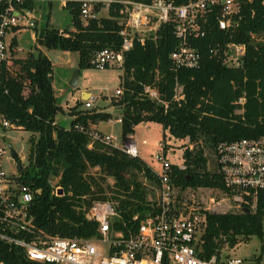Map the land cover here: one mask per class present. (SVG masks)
Returning <instances> with one entry per match:
<instances>
[{
    "label": "trees",
    "instance_id": "obj_1",
    "mask_svg": "<svg viewBox=\"0 0 264 264\" xmlns=\"http://www.w3.org/2000/svg\"><path fill=\"white\" fill-rule=\"evenodd\" d=\"M263 1L252 0L246 6L247 14L235 30L219 27L218 10L208 16L206 34L191 39L201 53L199 67H173L171 54L179 44L174 21L161 24L144 45L136 42L125 52L124 64L118 66L122 69L123 94L112 97L111 103L120 111L123 138L133 134L142 122L161 124L162 140L175 139L164 147L167 155L172 149L182 150L185 168L172 160V180L182 190L223 188V175L209 167L206 149L214 155L220 141L264 135V45L250 35L264 33ZM35 3L36 0H27L25 6L34 8ZM66 8L74 29L47 26L37 34L42 46L78 52L79 68L94 67L91 59L99 50L121 48L120 25L115 18L85 23L79 3L70 2ZM3 9L0 4V11ZM228 41L247 45L240 66L227 65L220 53L212 51L224 48ZM13 44H17L16 38ZM52 72L53 63L42 51L0 61V112L31 132L28 163L22 164L19 180L34 190L41 189L31 203L36 230L48 235L99 236V223L86 218L96 200L117 202L121 218L114 220L112 228L126 232L128 227L138 226L155 203L159 179L154 165L141 156H131L92 139L88 132L93 130L92 124L110 120L113 115L109 111L79 109L82 101H77L70 110L74 116L70 126L57 122L64 107L54 88ZM177 82L183 85L185 95L179 101L173 98ZM146 85L158 90L160 100L145 93ZM243 95L245 111L237 114L235 101ZM93 168H97L94 173ZM61 173L63 194L57 196L52 182ZM135 214L139 215L137 220L133 219ZM254 235L264 241V190L259 192L255 211L208 212L203 253L211 256L226 245L234 247ZM0 260L6 264H53L30 260L20 247L1 239Z\"/></svg>",
    "mask_w": 264,
    "mask_h": 264
},
{
    "label": "built area",
    "instance_id": "obj_2",
    "mask_svg": "<svg viewBox=\"0 0 264 264\" xmlns=\"http://www.w3.org/2000/svg\"><path fill=\"white\" fill-rule=\"evenodd\" d=\"M37 1V0H36ZM50 3L55 0H47ZM67 7L70 2L80 5V17L85 23L102 17L115 18L120 25L121 48H104L97 51L91 64L99 69L122 66L125 52L136 42L144 45L153 38L161 24L175 22L178 47L172 52L173 67L195 68L201 63V53L191 44L192 38L206 34L208 16L218 10V25L225 31L235 30L247 14L246 6L252 0H190L175 4L174 0H58ZM264 2V1H263ZM27 0H0L4 9L0 11V61L10 60L12 53L20 50L13 44L16 35L33 28L36 24L34 8L25 6ZM254 13V11H252ZM251 37L264 45V33H250ZM224 48H215L229 66H240L246 54V44L228 41ZM145 93L159 99L158 90L145 86ZM183 85L176 83L173 98L183 99ZM123 94V87L116 89L115 97ZM95 97L85 102V107L94 105ZM246 97H239L234 112L243 114ZM122 122V117H118ZM79 129L83 126L77 125ZM17 125L0 112V239L20 247L33 261L53 264H246L241 257L227 251V245L211 256L203 253L207 214L216 210L222 201L231 205L228 211L256 210L259 192L264 190V135L220 141L215 147L213 168L223 175V188L199 187L210 190L209 200L205 194H193L194 188L180 189L172 180L173 161L164 147L174 138L161 140V150L154 157L153 166L159 185L155 187L152 212L148 213L136 227L126 232L112 228L116 218H121L117 202L96 200L86 212V218L99 223L100 235L91 238L78 236L48 235L40 233L34 226L31 203L35 193L30 185L20 180V171H8V164L15 161L11 152L7 132ZM93 140L118 148L131 156H141L140 144L133 134L121 142L112 134L98 130L88 131ZM189 140V138L187 139ZM191 144L190 146H192ZM92 146V144H90ZM15 148V147H14ZM16 149V148H15ZM19 154V153H18ZM22 164V163H21ZM185 168L183 162L178 163ZM210 166V161H209ZM55 180V179H54ZM53 180V182H54ZM52 182V185H53ZM54 186V194H63L62 187ZM62 189V192L59 190ZM196 192V190H195ZM188 193V195L186 194ZM138 214L133 219L137 220ZM127 226L126 223H124ZM102 248L107 250L103 254ZM0 264H6L0 260Z\"/></svg>",
    "mask_w": 264,
    "mask_h": 264
},
{
    "label": "rangeland",
    "instance_id": "obj_3",
    "mask_svg": "<svg viewBox=\"0 0 264 264\" xmlns=\"http://www.w3.org/2000/svg\"><path fill=\"white\" fill-rule=\"evenodd\" d=\"M34 14L36 17L35 26L33 28H27L16 35L18 41L17 47H20V50H17L14 54L12 53V57H25L27 55V51L30 49L34 50L36 53L39 51H42L44 54L47 53L54 63L52 81L57 87L59 102L64 107V111L59 112L56 117L58 122L64 127L70 126L73 119V116L70 114V110L76 104L75 98H81L82 93L87 91L92 95V97H95L94 105L91 109L97 108L102 111H109L113 115L111 120H101L95 123L93 127L104 134H112L114 137L118 138L117 142H121L123 140L122 124L118 121L120 111L114 108L111 101L112 97L115 96L116 89L121 86L120 82L122 69L118 66L107 69H99L96 67L79 68V53L76 51H70V55H65L64 60L67 58L73 59L70 62L60 60V56L63 51L60 49H47L38 43L37 36L35 39L33 33L39 34L47 26L59 28L61 30L67 27L73 29L74 27L72 25L69 10L62 6L61 2L58 0L51 3L47 0H37L34 5ZM35 46H41L42 50L36 48ZM72 64H75V66L73 67ZM75 68H79L81 71L79 73L77 87L72 88L69 85V82L64 80V76L72 75ZM82 108H85L84 102H82V105L79 107V109ZM163 133V126L157 122H142L135 127V132L133 133V136L137 140L141 142L146 141L145 143L140 144L141 157L150 164H153L156 168H159V165L154 163L153 157L161 150L160 142L163 139ZM30 135L31 132L22 129L19 126H17L16 129H12L7 132L8 141L16 148L20 156L19 162H21L24 166L28 163V140ZM206 154L209 155V167L212 168L214 155L213 153H210L208 149H206ZM168 157L174 162L181 163V148L175 151L173 149L169 151ZM17 163L14 161L13 164H8V168L10 169L7 170H16L18 167ZM96 170L97 168H93L92 172L94 173ZM56 180H58V177L55 178L54 181ZM108 181L113 183L112 178H108ZM190 191L195 195H203L204 193L205 198H207V202H210L209 189L202 192L199 189L194 188V191L191 189ZM186 194L188 195V193ZM230 207L231 205L228 202L222 201L221 205L216 207V210H222L223 212L228 211V209L233 210L231 209L232 207ZM102 250L103 254L106 255L107 250L105 248H102ZM227 251L233 256L243 258L246 264H264V241H262L257 235L252 236L249 241H242L236 246L228 248ZM260 255L261 260L259 261L258 257Z\"/></svg>",
    "mask_w": 264,
    "mask_h": 264
},
{
    "label": "crops",
    "instance_id": "obj_4",
    "mask_svg": "<svg viewBox=\"0 0 264 264\" xmlns=\"http://www.w3.org/2000/svg\"><path fill=\"white\" fill-rule=\"evenodd\" d=\"M74 29V28H73ZM33 36L35 37V39H36V36H37V34L36 33H33ZM17 39V38H16ZM36 48H39L40 50H42L41 49V46H35ZM20 48V47H19ZM30 51H33L34 52V50H32V49H30L29 51H27V54H28V52H30ZM61 51H63V50H61ZM70 51H63V53L61 54V56H60V60H62V61H65V62H70L71 60H73L72 58H67V59H65L64 60V58H65V55L67 56V55H70ZM50 59H51V57L47 54V53H45ZM51 61H52V59H51ZM52 63H53V61H52ZM78 64H79V59H78ZM73 65V67L75 66V64H72ZM53 67H54V63H53ZM110 68V67H109ZM105 69H107V68H105ZM80 71L81 70H79V73H80ZM70 78H71V75H65L64 76V80H66V81H68L69 82V80H70ZM53 85H54V88H55V90H56V93H57V87H56V85L53 83ZM64 92V91H63ZM57 96L59 97V94H57ZM90 97H92V95L89 93V92H87V91H84L83 93H82V96H81V98H78V97H76L75 98V101H76V103H77V101H82V102H84V106H85V102H86V100L88 99V98H90ZM84 100V101H83ZM76 105V104H75ZM63 106V105H62ZM93 107V106H92ZM73 118H74V116H73ZM112 119V118H111ZM110 119V120H111ZM57 122H58V120H57ZM94 126V124H92V129L93 130H98V129H96V128H94L93 127ZM99 131V130H98ZM101 132V131H100ZM103 133V132H102ZM151 165H153V164H151Z\"/></svg>",
    "mask_w": 264,
    "mask_h": 264
},
{
    "label": "water",
    "instance_id": "obj_5",
    "mask_svg": "<svg viewBox=\"0 0 264 264\" xmlns=\"http://www.w3.org/2000/svg\"><path fill=\"white\" fill-rule=\"evenodd\" d=\"M79 70H80L79 68H75L74 71L72 72L71 78L69 80V85L72 88H75L78 85ZM11 152H12V155H13L14 158L17 159L19 157V154H18L17 150L14 148V146L12 144H11ZM21 169H22V164L19 163L18 170L21 171ZM61 175H62V173L58 177V180L53 182V185L59 184V180L61 178ZM59 192H62V189H60Z\"/></svg>",
    "mask_w": 264,
    "mask_h": 264
}]
</instances>
